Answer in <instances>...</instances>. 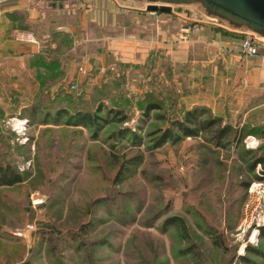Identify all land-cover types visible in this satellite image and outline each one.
Masks as SVG:
<instances>
[{
  "label": "rangeland",
  "instance_id": "rangeland-1",
  "mask_svg": "<svg viewBox=\"0 0 264 264\" xmlns=\"http://www.w3.org/2000/svg\"><path fill=\"white\" fill-rule=\"evenodd\" d=\"M119 4L67 0L43 21L25 10L18 29L50 39L55 67L0 59V170L23 179L0 187V264H264V165L250 168L264 157V92L219 53L242 38L208 41L190 9ZM187 112L222 118L231 137L185 134ZM83 113L93 127L76 125Z\"/></svg>",
  "mask_w": 264,
  "mask_h": 264
},
{
  "label": "crops",
  "instance_id": "crops-1",
  "mask_svg": "<svg viewBox=\"0 0 264 264\" xmlns=\"http://www.w3.org/2000/svg\"><path fill=\"white\" fill-rule=\"evenodd\" d=\"M24 2V0H18ZM37 1L41 3L42 0H33L29 7H26L25 4H11L8 0H0V59H9V58H30L35 56L43 51H45V44L42 40L38 39V43H21L14 38V32L18 29L17 22L14 21L15 14H20L27 10L28 18L33 19H41L42 21L45 18L55 17L59 18L60 13L63 12L60 9L61 6H57V8H53L52 5L48 6L49 1L42 6ZM114 2V0H112ZM39 7L35 9L37 4ZM36 4V5H35ZM120 6V4H117ZM132 11H137L133 7H127ZM128 9V10H129ZM37 17V18H35ZM207 26V25H204ZM204 26H202L200 32H204ZM208 29L211 28L207 26ZM62 28L61 24H55L52 26L51 31L54 33L58 31V29ZM38 35H41V32L38 29ZM214 31L212 34V39L208 41H213L214 44L218 42L217 40H221V34L218 31ZM207 32H204L206 36ZM202 35V36H204ZM224 35V34H222ZM226 39H228L226 37ZM229 42L228 45L219 46L221 50L220 59H222V64L226 69H233V73L238 74L242 79L240 81L241 87L243 83V88L247 89L249 92H264V52L255 57H246L240 54V49L236 48L235 41ZM49 43V42H48ZM238 43V42H237ZM211 44V43H209ZM218 48V47H217Z\"/></svg>",
  "mask_w": 264,
  "mask_h": 264
},
{
  "label": "water",
  "instance_id": "water-1",
  "mask_svg": "<svg viewBox=\"0 0 264 264\" xmlns=\"http://www.w3.org/2000/svg\"><path fill=\"white\" fill-rule=\"evenodd\" d=\"M55 7L67 0H48ZM116 4L133 5L140 12L190 9L194 21L202 25L250 34L264 41V0H114Z\"/></svg>",
  "mask_w": 264,
  "mask_h": 264
},
{
  "label": "trees",
  "instance_id": "trees-1",
  "mask_svg": "<svg viewBox=\"0 0 264 264\" xmlns=\"http://www.w3.org/2000/svg\"><path fill=\"white\" fill-rule=\"evenodd\" d=\"M9 2H11V0H8ZM62 9L64 8V6L61 7ZM161 12V11H160ZM165 13V12H164ZM25 14V13H23ZM22 13L20 14H15V17H14V21L17 22V26L18 28H20V16L21 17H24ZM167 14H172V13H167ZM21 29H26L28 30L29 27L32 30L31 28V24L29 25L27 23V21H25L24 23H21ZM55 24H52V26H54ZM52 26H50V28L52 29ZM211 28H213V30L215 31H218L226 36H232V37H239V38H244L245 35L243 33H237V32H232V31H229V30H226L224 28H221V27H216V26H209ZM17 30V29H16ZM29 31V30H28ZM37 34H38V31L36 30ZM52 34V31L50 32ZM55 33V32H54ZM54 36V35H53ZM70 38V37H69ZM40 40H42L43 42H49L50 39L48 38H44V37H40ZM70 40V43L72 42L71 38L69 39ZM261 49H264V45H260L259 46V53L261 54L262 52H264L263 50ZM50 54L47 52V51H43L35 56H32V58L36 59V62L34 63L38 70L44 68V69H48V67H55L56 64H53V63H50V62H47V58ZM43 108H49V106L47 104L44 103V101L41 99L39 101V104L35 105L32 110L29 112V115L30 116H37V114L43 110ZM150 109L152 108H160L158 105H150L149 106ZM149 109V110H150ZM26 111V110H25ZM63 114L66 113L65 111H61ZM118 111H114V113H116V115H119L117 114ZM68 114V113H67ZM203 114H206L205 111L203 112ZM200 116V115H199ZM199 116L197 115L196 112H187L185 114V122H177V125L179 126V129L182 130L185 134L187 135H193V132H197V133H211L212 135V138L213 140L216 141V144L219 146V145H222V142L224 140H228L230 137H231V134H232V126L230 125H222V118H213V117H210V118H207V119H199ZM126 115H123L119 121H123L125 122L126 121ZM95 119L92 115L90 114H79V119L77 120V123L76 125H81V126H84V127H93V125L95 124ZM59 125V124H57ZM191 127L193 128H196V129H191ZM198 130V131H197ZM248 133L246 132L245 128H241L239 129L238 131H236V139L238 140V142L240 140H242ZM171 139L173 138V134H171V132H167L166 133V137H164L163 139ZM162 139V140H163ZM259 164H262L264 165V157H257L254 162L250 165V168L253 169L254 167H256L257 165ZM4 168V167H3ZM10 167H7L5 168L4 170H0V187L1 186H14L16 184H18L19 182H21L23 179L21 177L20 174L18 173H15V172H11L10 171ZM211 232H209L210 234ZM216 244H219V241H216ZM222 247V246H221ZM241 259L245 262H247L248 260L245 259V258H242Z\"/></svg>",
  "mask_w": 264,
  "mask_h": 264
},
{
  "label": "built area",
  "instance_id": "built-area-1",
  "mask_svg": "<svg viewBox=\"0 0 264 264\" xmlns=\"http://www.w3.org/2000/svg\"><path fill=\"white\" fill-rule=\"evenodd\" d=\"M245 37L240 42V54L246 57H255L260 55L259 46L264 45V41L256 36L244 34ZM14 38L21 43H38L34 33L28 30L17 29L14 32ZM36 204H41L42 200L34 201Z\"/></svg>",
  "mask_w": 264,
  "mask_h": 264
},
{
  "label": "bare ground",
  "instance_id": "bare-ground-1",
  "mask_svg": "<svg viewBox=\"0 0 264 264\" xmlns=\"http://www.w3.org/2000/svg\"><path fill=\"white\" fill-rule=\"evenodd\" d=\"M258 233L255 231V233L252 235L251 239H255L257 237Z\"/></svg>",
  "mask_w": 264,
  "mask_h": 264
}]
</instances>
